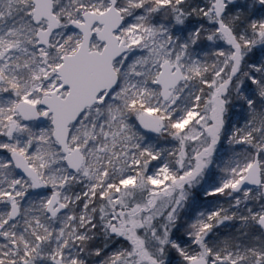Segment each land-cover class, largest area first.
Returning a JSON list of instances; mask_svg holds the SVG:
<instances>
[{
  "label": "snow or ice",
  "instance_id": "1",
  "mask_svg": "<svg viewBox=\"0 0 264 264\" xmlns=\"http://www.w3.org/2000/svg\"><path fill=\"white\" fill-rule=\"evenodd\" d=\"M0 264H264V0H0Z\"/></svg>",
  "mask_w": 264,
  "mask_h": 264
}]
</instances>
